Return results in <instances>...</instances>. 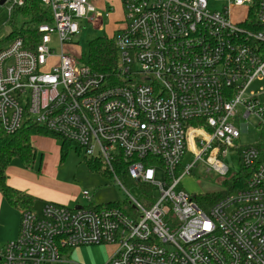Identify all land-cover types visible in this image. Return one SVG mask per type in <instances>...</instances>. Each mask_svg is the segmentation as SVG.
<instances>
[{
    "label": "built area",
    "instance_id": "2783aa9c",
    "mask_svg": "<svg viewBox=\"0 0 264 264\" xmlns=\"http://www.w3.org/2000/svg\"><path fill=\"white\" fill-rule=\"evenodd\" d=\"M213 1L219 10L210 0H120L111 78L64 51L53 55V42L68 46L82 21L102 28L101 13L113 11L98 7L102 0H41L52 23L38 26L37 45L14 38L0 47V135L42 125L109 173L121 158L131 179L160 191L150 205L131 198L129 209H22L0 264H65L67 253L90 245H116L104 264H264V86L250 90L264 82V0ZM24 2L3 6L10 16ZM250 117L257 139L234 145ZM228 150L250 172L243 189L211 205L176 191L203 156L225 175ZM185 154L195 159L183 167ZM82 197L90 201L88 191Z\"/></svg>",
    "mask_w": 264,
    "mask_h": 264
},
{
    "label": "rangeland",
    "instance_id": "374dc122",
    "mask_svg": "<svg viewBox=\"0 0 264 264\" xmlns=\"http://www.w3.org/2000/svg\"><path fill=\"white\" fill-rule=\"evenodd\" d=\"M114 7L110 15L106 17L102 14V28H94L90 24L80 23V32L71 38V43L68 46L60 48L56 42H53L54 56H58L62 51L72 56L76 61L87 62L89 53V42L97 37L105 36L108 39L114 40L116 37V30L121 27L123 23L124 13L121 9L120 0H113ZM100 7V3H97ZM220 4L210 0L209 10H219ZM9 14L5 6L0 7V47L4 45V38L10 31L8 25ZM80 59V60H78ZM54 60V59H53ZM264 86V82H255L250 87V90H258ZM264 100V95L261 96ZM248 130L246 133L241 132L240 139L234 145L239 143L242 146L250 145L257 139L258 129L257 120L250 117L247 120ZM36 146V161L34 169L39 167L40 159L43 155V163L48 162L49 170H56L58 172L57 180L67 183L74 187V191H78L79 195L76 198L77 203L73 204H58L68 208H73L77 204L81 206H96L107 203L118 204L124 209H129L132 199L141 204H153L160 196L158 188L151 185L142 187L141 183L131 179L128 174L118 175V180L113 174L105 171V166H101L98 171H91L88 169L84 161V150L73 143L68 142L65 148H62L61 141L53 138L51 141L37 143ZM62 149V152H61ZM203 161L199 160L195 163L189 174L182 177L176 191L183 190L190 196H202L205 194L219 193L227 190V182L239 174L241 166L239 163V153L237 150H228L222 162L228 168L225 175H219L216 172L209 170V164L213 163V159L203 156ZM194 157L185 154L181 166L185 167L194 161ZM12 166H22L18 159H14ZM116 174H123L121 170L116 171ZM157 183H165V178L162 170H158L156 174ZM226 184V185H225ZM88 191L90 201L83 199L82 192ZM231 194V193H230ZM203 202L201 204H205ZM40 202L34 206V211L39 209ZM15 213L8 217V220L1 225L0 231V250L6 243L8 231L5 227H10L11 219L15 222L19 221L20 216L17 210L13 209ZM13 223V222H12ZM116 245H90L81 246L66 254L65 260L69 263L65 264H104L116 252ZM63 264V263H62Z\"/></svg>",
    "mask_w": 264,
    "mask_h": 264
},
{
    "label": "trees",
    "instance_id": "16d2710c",
    "mask_svg": "<svg viewBox=\"0 0 264 264\" xmlns=\"http://www.w3.org/2000/svg\"><path fill=\"white\" fill-rule=\"evenodd\" d=\"M43 23H52L50 10L42 5L41 0H25L23 5L15 7L9 16L8 25L10 31L2 42L6 44L14 38H19L23 40L25 47L33 49L39 41L37 28ZM88 48L89 53L86 63L95 71L111 78L117 67V52L114 48L113 40L105 36L97 37L89 42ZM43 136L60 140L63 149L70 142L47 131L42 125L35 123L24 125L12 135H0V194L10 206L17 210H31L37 202L34 197L10 187L6 182V171L13 159H18L26 166L31 165L36 158V150L32 145V138ZM84 161L91 171H98L101 166H105L99 158L84 156ZM113 169L115 170L113 176L117 180L118 175L128 174L121 158L115 160ZM118 170H121L123 174H116ZM105 171L109 172L106 166ZM249 175L250 172L242 168L237 176L232 177L227 182V185L225 184L227 186L226 191L205 194L199 197L194 196V199L199 204L206 202V205H211L224 198L227 194L243 189ZM141 185L142 187L148 186L142 183Z\"/></svg>",
    "mask_w": 264,
    "mask_h": 264
},
{
    "label": "crops",
    "instance_id": "0c3cea01",
    "mask_svg": "<svg viewBox=\"0 0 264 264\" xmlns=\"http://www.w3.org/2000/svg\"><path fill=\"white\" fill-rule=\"evenodd\" d=\"M97 3H100L101 6L111 5L113 8H115L113 0H102V2ZM51 140L52 138L47 136L33 137L32 145L36 150L34 141L41 144L43 142ZM35 161L36 158L34 162L28 166L24 165L21 161L19 162L22 164V166H12L10 163V166L6 171L7 184L18 191L24 192L34 197L37 203L40 202V206H42V204L46 202L56 204L77 203L76 198L79 195V192L74 191L75 189L73 186L57 180L58 172L54 169H48V162L45 161L43 163V155L40 159L39 167L36 170L34 169ZM13 209L15 208L10 206L0 194V231L1 225H3V223L8 220V217H10V215L15 213ZM17 211L20 216V210ZM5 229L8 231L6 242L15 239L18 234V221L14 222L11 219L10 227H5Z\"/></svg>",
    "mask_w": 264,
    "mask_h": 264
},
{
    "label": "water",
    "instance_id": "95a60500",
    "mask_svg": "<svg viewBox=\"0 0 264 264\" xmlns=\"http://www.w3.org/2000/svg\"><path fill=\"white\" fill-rule=\"evenodd\" d=\"M6 0H0V7L3 6V4L5 3ZM75 208H80L79 205L75 206Z\"/></svg>",
    "mask_w": 264,
    "mask_h": 264
}]
</instances>
